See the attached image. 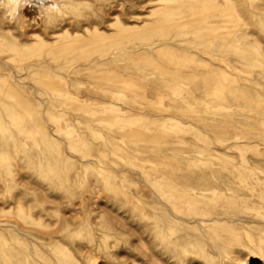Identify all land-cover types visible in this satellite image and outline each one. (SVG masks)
<instances>
[{
  "label": "rangeland",
  "instance_id": "obj_1",
  "mask_svg": "<svg viewBox=\"0 0 264 264\" xmlns=\"http://www.w3.org/2000/svg\"><path fill=\"white\" fill-rule=\"evenodd\" d=\"M130 263L264 264V0H0V264Z\"/></svg>",
  "mask_w": 264,
  "mask_h": 264
},
{
  "label": "bare ground",
  "instance_id": "obj_2",
  "mask_svg": "<svg viewBox=\"0 0 264 264\" xmlns=\"http://www.w3.org/2000/svg\"><path fill=\"white\" fill-rule=\"evenodd\" d=\"M161 184V183H160ZM156 187V186H155ZM161 188V187H160ZM159 191V190H158ZM162 192H163V190H162ZM168 192V191H167ZM214 193H215V191H213ZM165 193V192H164ZM172 193V192H171ZM166 194V193H165ZM170 194V193H169ZM216 195V194H215ZM172 196V195H171ZM203 196V195H202ZM170 197V196H169ZM206 197V196H205ZM170 199V198H169ZM167 200V199H166ZM151 210V209H150ZM149 210V211H150ZM220 210V209H219ZM138 230H136V232H137ZM139 233V232H138ZM140 235V234H139ZM141 236V235H140ZM142 239V238H141ZM137 241V240H136ZM144 243H146V241H144ZM147 244V243H146ZM140 245V244H139ZM143 246V245H142ZM147 246V245H146ZM146 249V248H145ZM146 250H148V247H147V249ZM150 251H152V250H150ZM149 252V251H148ZM151 253V252H150ZM152 254V253H151ZM151 256V255H150ZM153 256V255H152ZM156 259V258H155ZM157 260V259H156ZM134 262V259L132 260V263ZM137 262V261H136ZM158 263H159V261H157ZM132 263H130V264H132ZM136 264H139V263H136ZM142 264V263H141ZM161 264H163V263H161Z\"/></svg>",
  "mask_w": 264,
  "mask_h": 264
}]
</instances>
